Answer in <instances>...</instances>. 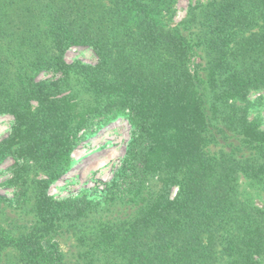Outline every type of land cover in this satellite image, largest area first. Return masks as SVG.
I'll return each instance as SVG.
<instances>
[{
    "label": "trees",
    "instance_id": "16d2710c",
    "mask_svg": "<svg viewBox=\"0 0 264 264\" xmlns=\"http://www.w3.org/2000/svg\"><path fill=\"white\" fill-rule=\"evenodd\" d=\"M174 1L0 0V114L13 118L0 166L21 159L45 175L22 182L25 226L12 232L0 220V264L9 252L13 264H66L55 236L93 207L53 200L47 188L70 171L79 143L118 115L132 134L110 199L138 197L147 175L176 168L137 202L135 218L100 225L89 252L125 264L262 263L264 210L238 178L264 190V132L239 106L264 89V0H207L192 9L188 37L166 28ZM85 46L96 65L64 62ZM193 56L202 73H191ZM210 141L223 148L213 157ZM17 166L15 176L27 172Z\"/></svg>",
    "mask_w": 264,
    "mask_h": 264
},
{
    "label": "rangeland",
    "instance_id": "374dc122",
    "mask_svg": "<svg viewBox=\"0 0 264 264\" xmlns=\"http://www.w3.org/2000/svg\"><path fill=\"white\" fill-rule=\"evenodd\" d=\"M206 1L175 0L172 13L164 18L166 28H177L181 35L188 37L194 32V23L188 21L192 17H190L191 11L197 6L205 4ZM200 55H202L201 52ZM63 60L66 64L80 62L94 66L97 63L94 51L88 46L69 48L64 53ZM199 62L198 56L191 58L189 63L191 73L195 66L197 73H202V65L197 67ZM39 79L56 80L57 77L53 78L49 74H41ZM239 106L242 108L241 113L246 121L254 124L259 131L264 132V89L249 91ZM34 107H36L35 103ZM12 125V116L0 114V142L10 135ZM131 134L132 128L127 117L118 115L108 125L79 143L71 155L73 164L70 171L47 188V194L53 200L84 198L93 207L88 218H81L75 223H71L72 226L70 224L64 225L59 234L55 236V241L59 245V250L66 264H125L121 258H113L107 253L93 255L89 252L93 245V238L96 236L95 231L104 223L110 222L112 225L117 218H135L138 212L137 202L149 197V190H153L154 195L155 191H159V185L154 186L156 179H168L173 174L176 167L172 173V168H170L155 174L153 177L149 174L140 186L142 188L138 197L129 195L122 199H110L108 197L110 184L113 181L120 183L123 181L120 178V172L124 169ZM222 150L220 145H215L213 141H210L204 152L213 157ZM229 150L226 148V151ZM28 163L29 165L21 159L8 158L0 166V195L7 199L5 204L0 205V220L3 226L12 232L23 228L28 219L23 211L26 209L22 208V201L25 198L22 194V182L25 181L24 185L29 187L33 180L45 179L42 171L34 167L31 162ZM16 164L18 165V173L23 170H27V172L19 177L15 176L16 167L14 165ZM25 164L27 167L24 166ZM238 179L239 191L246 194L250 199V204L264 210V190L252 185L247 180L250 179L247 175L239 174ZM177 191V186L172 187L171 199L174 198ZM12 256L13 253L11 252L7 254V264H13ZM253 259L257 260L256 257ZM261 264H264V258Z\"/></svg>",
    "mask_w": 264,
    "mask_h": 264
}]
</instances>
